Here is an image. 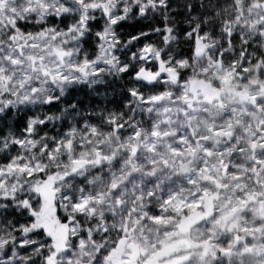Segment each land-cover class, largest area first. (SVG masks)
Listing matches in <instances>:
<instances>
[{"label":"snow or ice","instance_id":"snow-or-ice-1","mask_svg":"<svg viewBox=\"0 0 264 264\" xmlns=\"http://www.w3.org/2000/svg\"><path fill=\"white\" fill-rule=\"evenodd\" d=\"M0 264H264V0H0Z\"/></svg>","mask_w":264,"mask_h":264}]
</instances>
